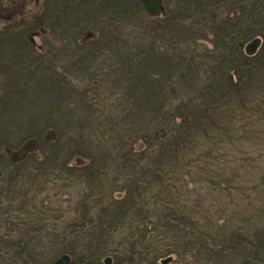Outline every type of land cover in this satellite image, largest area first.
I'll return each mask as SVG.
<instances>
[{"label":"rangeland","instance_id":"374dc122","mask_svg":"<svg viewBox=\"0 0 264 264\" xmlns=\"http://www.w3.org/2000/svg\"><path fill=\"white\" fill-rule=\"evenodd\" d=\"M102 1L96 0L95 4L94 0H89L88 6H81L82 0H55L44 21L49 33L40 39L43 52H37L33 46L22 41H16L15 47L8 43L0 44V138L5 139L10 148L16 149L32 135L40 145L36 150L39 154L36 155L49 154L51 149L62 150L69 155L66 158L69 165L87 162V154L97 149H92L94 145L85 148L89 140L100 143L104 139L103 144H108L107 148L111 149L117 142L115 135L119 129L113 136V132L106 127L103 130L108 137L96 138L83 131L80 125L87 126L83 118L103 120L113 110L118 98L115 90L119 87L107 84L104 76L112 73L110 69L116 66L115 51L126 52L135 46L136 42L131 43L134 38L140 41L142 33L149 40L154 39L158 52H162L167 71L164 83L167 98L161 112L169 116L178 103H182L184 111L186 106L192 104L194 108L204 105L212 124L191 128L195 119L191 116L186 132L192 141L180 150L178 157L181 162L174 168L173 174L166 169V160L162 158L163 163L158 165V169L163 175L164 172L168 173L167 177L170 178L163 186L151 182L157 189L149 193V198L158 193V189L167 191L168 205L151 203L149 206V240L143 244L147 250V260L137 257L136 262L125 260L122 264H161L160 260L167 257H171L167 264H223L214 258L206 259L202 250L189 254L183 253V248L192 233L209 242L208 234L200 227L205 224V217H208L209 224L215 225L218 233L222 231L219 224L226 222L225 219L229 220L228 215L233 217L229 220L231 228L241 230L245 235L250 236L252 231L262 226L255 224L249 228L252 203L264 197V30L248 39L244 45H235L238 50L229 54L230 60H225L222 53L225 54L226 49H221L219 43L213 45L206 40L198 43L194 36L176 37L181 40L166 37L160 41L164 38L162 29L151 19L166 17L169 10L174 15L181 10L182 0H162V12L156 17L149 15V21L145 18V9L143 6L141 9L135 0H106L99 7ZM116 3L120 5L119 13L114 8ZM239 7L242 8L240 0H217V5L209 9L218 10L219 14L221 12V18L234 16L233 27H236L241 15ZM129 11L133 12L131 21L117 22L119 15L128 16ZM174 26L171 22L167 23L166 31L171 32ZM178 31L183 32L184 28L179 27ZM113 34L121 39L118 50L108 47L111 40L115 41L111 37ZM226 34L239 39L238 34L231 31L226 30ZM203 35L211 38L209 30ZM254 38L260 39L259 46L247 55L245 45ZM240 52L249 57L246 63L254 69V78L247 81L245 89L233 92V83H227L223 77L227 79V74L232 70V57L239 56ZM188 69L194 71L195 76L192 81L186 82L187 78L182 79L181 75L190 76ZM231 78L235 79L236 76ZM246 78L248 76H243L239 81ZM210 79L216 87H205L203 90L201 84L207 85ZM98 84L99 87L95 88ZM226 90L232 93L223 97L222 92ZM206 91H214V97ZM193 93L201 96L194 97L190 104L183 102ZM66 100L70 103L68 108H57L58 103L61 105ZM85 100L90 105L94 103L96 110L90 111V106L86 108ZM202 118L203 113L200 112L198 119L202 121ZM165 123L163 118L155 119V126ZM50 129L55 132V139L43 141L55 143V146L41 147L43 143L40 139ZM109 133L113 136L110 142ZM151 135L152 131L149 130V143L158 138ZM113 148H117L116 145ZM2 150L0 146V264H22L23 258L18 249L25 250V242L34 246L27 250H34L42 263L50 264L62 255V244H66L64 237L70 230L65 227L66 220L78 216L74 201L81 197L84 184L77 183V176L61 180L55 174L50 176L49 184H45L41 177L28 181L12 178L25 167L11 165ZM99 152L94 157L100 158ZM24 163H34L33 157ZM108 171L107 175H112L113 167ZM129 171L134 172V168ZM222 177L229 190L209 189L210 192L206 193L211 201L209 211L194 209L190 204L193 199L205 194L208 187L219 186ZM170 181L173 188L169 185ZM63 183L77 186L75 192L78 195L75 192L71 194ZM222 205L230 210L218 211ZM93 217L97 218L94 214ZM124 222L129 223L127 219ZM119 229L110 241L107 240V244L100 246L105 253L115 250L118 255L126 246L130 239V228L124 224ZM66 238L70 237L66 235ZM130 244L143 250L138 241ZM130 244L127 245L130 247ZM106 257L111 259L110 264H120V261L115 263L111 255H105L101 263ZM226 264H264V261L259 258L253 262L249 256L238 259L227 257Z\"/></svg>","mask_w":264,"mask_h":264},{"label":"trees","instance_id":"16d2710c","mask_svg":"<svg viewBox=\"0 0 264 264\" xmlns=\"http://www.w3.org/2000/svg\"><path fill=\"white\" fill-rule=\"evenodd\" d=\"M105 1L103 0L99 7H102ZM135 1L142 9L143 4L139 0ZM187 1L191 5H187ZM94 2L97 4L96 0ZM240 2L242 3V8L239 7L238 12L241 15L236 27H233V23L235 22L234 16L230 19L221 18V12L219 14L218 10L209 9L217 5V0H182L183 6H181V10L174 13V15L169 10L166 12V17L164 18L152 20L148 14L145 15V18L147 21L151 19V21L157 22L161 27L164 38L160 39V41L166 39V37L181 40L176 37L194 36L199 40L198 43L200 41L205 42V40L213 45L219 43L222 46L221 49H226L225 54L222 53V58L230 60L229 54H233V52L238 50L235 45H244L248 39L256 34H260L264 30V0H240ZM89 4V0H82L81 6H88ZM114 8L119 13L120 5L118 3L115 4ZM128 14V16L119 15L117 22L131 21L130 18L133 12L129 11ZM167 17L171 19H166ZM205 18L210 21H206ZM170 22L175 26L170 29L171 32H167V23ZM121 24L125 26L124 23ZM179 27H183L184 31L179 32ZM201 27L202 29L199 30ZM206 30H209L211 38L203 35ZM226 30L238 34L237 37L239 39L236 40L232 35H227ZM110 31L112 32V28ZM111 37L115 41L111 40L108 43V47L118 50L121 39L116 34L111 35ZM135 40L137 38H134L133 42H131L132 45L136 42L135 46L128 48L126 52L115 51L117 52L115 53L116 66L110 69L112 73L109 72L104 76L107 84H110L112 87H119V89L115 90L118 92V98L115 104H113L112 112L106 115L103 120L96 119L95 121L94 117L91 119L83 118L87 126L80 125L83 131L96 138L100 136L108 137L104 133L106 127L113 132V136L116 130L119 129L115 135L117 142L114 144L117 148H113V145L111 149H108V144H103L104 139L100 140V143H94L89 140L85 148L89 145H94L92 149H97L92 154H87V162L75 163V165L68 164L66 158L69 155L63 153L62 150L54 151V149H51V153H45L43 156L36 155L38 153L37 150L29 153L20 162L10 161V164L13 166L25 167V169L20 170L12 178L18 177L19 180L28 181L30 178L37 179L41 177L45 181V184H49L48 180L50 176L55 174L61 180H65L70 176H77V183L84 184V189L80 191L82 192L80 194L81 197L76 198L74 201L78 210V216L75 219L68 218L65 224V227L70 229H68L69 233L66 234L70 238H66L65 235L64 240L66 244H62V254L66 253L71 256L70 264H104V261L102 263L101 261L105 255L113 256L115 263H119L120 261V264L125 260L129 263L136 262L137 257L147 260V250L143 247V244L149 240V235L147 236L149 231L147 228H149L150 221L149 206L151 203L168 205L169 199L167 191L160 189H158V193L154 192L155 194L152 195V198H149V193H153L157 189L151 182L163 186L167 184V178H170L167 177L168 173L164 172L163 175L159 171L158 165L163 163L162 158H164L168 168L165 167L169 170L170 174H173L174 168L179 166L181 162V159L178 157L180 150L182 151L186 147V144L192 141V137L186 132L191 116L195 117L191 128L202 126V124L205 125V123L209 126L212 124L208 109L205 110L204 105L194 108L192 104L191 106H186L184 111L182 103H178L169 113V116L161 112L164 100L167 98L164 88L167 71L165 62L162 60V52H158L155 40H149V37L143 33L140 41ZM232 59V70L227 74V79L225 76L223 78H225L227 83H233L231 87L235 91L234 89L232 91L236 92L245 89L247 81L254 78V69L247 65L246 62L249 60V57L243 56L242 52H240L239 56L232 57ZM122 67L124 68L121 69ZM218 70L219 68L216 69V71ZM189 72H191L190 76L181 75L182 79L187 78L186 82L192 81L195 76L194 71L189 70ZM212 72L215 76L214 67ZM168 76L172 77L171 75ZM231 76H236V78L232 79ZM243 76H248V78L239 81ZM201 86L203 90H205V87L212 89L216 87L212 79L207 82V85L204 83ZM94 87L98 88L99 84ZM232 91L226 90L222 92V96L226 97ZM206 92L214 97V91ZM199 96L201 95L193 93L184 98L183 102L187 101L190 104L194 97ZM67 101L69 100L61 102V105L58 103L57 108H68L70 103ZM85 106L86 108L90 106V111L96 110L95 104L91 103L90 105L87 103V100H85ZM200 112L203 113L202 121L198 119ZM156 118L158 120L163 118L166 120V123L155 126ZM149 130L152 131V138H157L158 136L157 140L152 143H149ZM109 135L108 142L113 139L110 133ZM31 137L33 136L31 135ZM40 140L43 143L41 147L55 146V143L48 144L44 142L42 137ZM9 145L5 139L0 138V146L9 147ZM2 151L5 152L4 148ZM97 151H100L99 154L101 153L100 158L99 156L94 157ZM162 153L164 156H161ZM29 157H33L34 163L25 164V160ZM112 167L113 174L107 175L108 169ZM132 168H134V172L131 173L129 169ZM106 178L109 179L106 180ZM18 183L20 184V182ZM219 183L220 185L217 187H208L205 194L196 196L195 200L193 199L190 203L192 207L196 210L209 211L211 201L207 199L206 193L210 192L208 190L221 189L223 192L229 190L225 178L222 177ZM257 183L259 185V182ZM65 185L69 188L71 194L77 191V186L73 185L71 187L67 184ZM169 185L172 187V181H170ZM85 189H87L86 192ZM75 193L77 194V192ZM158 197L159 199L155 200ZM251 207L253 208V213L249 219V228L255 224H262V226L255 229V231L250 229L252 231L250 236L249 234L245 235L241 230L231 228L230 221L233 217L230 215L227 216L230 221L225 219L229 224L226 222L219 224L222 230L219 233L214 228L215 225L209 224L208 217H205V224L200 225V227L203 229V232L208 234L210 238L209 242H205L200 235L192 233L184 245L183 253L191 254L202 250L206 259L214 258L223 264H226L227 257L238 259L249 256L253 258V262L259 258L264 261V197L260 198L258 202L252 203ZM225 210L230 209L225 205H222L218 209V211ZM93 214L97 218H94ZM125 219L129 223L124 222ZM185 221L188 220L185 219ZM139 222L141 224L137 226ZM124 224H127L130 228L128 236L130 239L127 241V244L138 241L143 250L139 246H135V244H130V247L126 244L124 249L119 251L118 255L115 254V250L108 251L111 254L105 253L100 246L107 244V240L110 241L119 232V227ZM143 227L145 228L142 230ZM25 243H27L25 250L34 248V246L28 244L30 242ZM18 250L20 256L23 258L22 264H45L38 259L39 254H35L34 250H27L26 252L24 248ZM41 251L42 249L39 250V253Z\"/></svg>","mask_w":264,"mask_h":264},{"label":"flooded vegetation","instance_id":"af4514ba","mask_svg":"<svg viewBox=\"0 0 264 264\" xmlns=\"http://www.w3.org/2000/svg\"><path fill=\"white\" fill-rule=\"evenodd\" d=\"M54 1L0 0V44L8 43L15 47L16 41H22L37 52H43L40 39L49 33L44 21Z\"/></svg>","mask_w":264,"mask_h":264},{"label":"water","instance_id":"95a60500","mask_svg":"<svg viewBox=\"0 0 264 264\" xmlns=\"http://www.w3.org/2000/svg\"><path fill=\"white\" fill-rule=\"evenodd\" d=\"M147 12L148 15L150 16H159L160 12H162V0H139ZM260 39L259 38H254L251 41H249L245 45V53L247 55L252 54L257 47L259 46ZM56 135L53 130H47L44 133V139L48 142H51L55 139ZM39 147V143L37 139L35 138H30L26 142H24L22 145H20L17 149H11L6 147L5 151L8 155V158L11 162H19L23 160L28 153L36 151ZM171 260V257L163 258L160 260L161 264H167ZM71 262V257L68 254H62L59 256L57 259H55L53 262L50 264H70ZM111 259L109 257L104 258V264H110Z\"/></svg>","mask_w":264,"mask_h":264}]
</instances>
